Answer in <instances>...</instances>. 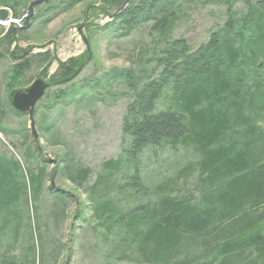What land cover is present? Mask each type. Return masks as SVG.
Masks as SVG:
<instances>
[{
    "label": "trees",
    "instance_id": "1",
    "mask_svg": "<svg viewBox=\"0 0 264 264\" xmlns=\"http://www.w3.org/2000/svg\"><path fill=\"white\" fill-rule=\"evenodd\" d=\"M235 1L239 0H199L201 5L225 7L224 26L210 32L196 50L183 40L166 42L154 58L158 78L140 85L133 71H115L131 91L121 127L129 144L117 159L100 165L87 187L89 218L102 227L100 241L109 243L116 228L121 231L109 246L110 259H133L137 264H264V0H240L246 7L241 19L232 10ZM191 2L131 0L110 24L121 36L150 25L152 33L166 38L184 4ZM4 17L0 11V20ZM3 27L0 24V32L5 31L0 43L6 52L14 46L9 56L18 62L16 75L25 72L30 60L17 52L20 32ZM85 60L86 54L59 63V82H68ZM49 65L47 61L44 74ZM165 90L171 92L174 108L157 110ZM179 149L193 155L178 176L187 181L197 175V201L173 195L168 184L152 188L142 174L140 157L145 150L155 154ZM34 157H39L38 147L26 153L27 160ZM35 171L24 170L12 157H0V264H40L43 258L48 236L39 224L35 233L40 251L35 254L33 245L31 253L22 251L28 246L23 242V227L27 232L29 221L25 209L31 200L37 201L43 184L42 172ZM59 174L79 189L91 171L65 166ZM52 194L54 217L60 222L70 198L58 190ZM126 200L131 210L123 209Z\"/></svg>",
    "mask_w": 264,
    "mask_h": 264
},
{
    "label": "rangeland",
    "instance_id": "2",
    "mask_svg": "<svg viewBox=\"0 0 264 264\" xmlns=\"http://www.w3.org/2000/svg\"><path fill=\"white\" fill-rule=\"evenodd\" d=\"M31 1L0 0V11L5 13L0 23L20 17ZM127 5L112 0H49L34 9L26 28L19 29L18 26L24 27L23 22L8 23L3 27L19 30L17 52L30 62L25 72L16 75L15 63L18 62L9 56L14 46L6 52L4 44L0 43V157H12L24 170L36 172L38 168L42 172L40 195L35 202L27 197L31 206L25 209L28 212L23 211L29 221L27 232L23 227V242L25 247L28 246L22 250L31 253L33 245L35 254L40 251L35 233L39 224L48 236L44 246L42 241L44 254L40 264H137L133 259L126 262L115 257L110 259L109 246L121 231L116 228L114 232H118L114 237L110 236L109 243L103 244L102 236L99 238L102 227L95 226L89 218L92 206L87 200V187L94 181L100 165L117 159L129 144L121 127L126 106L131 101V91L115 71H133L140 85L156 79L160 70L155 71L154 58L166 42L183 40L196 50L207 41L210 32L224 26L227 17L222 5L206 6L199 0H192L182 7L168 37L152 33L150 25L121 36L117 26L110 23L112 17ZM232 10L237 19L246 15V7L240 0L233 3ZM239 27L240 24L236 28ZM85 54L87 60L72 78L68 82H59V76L55 75L58 64ZM38 55H43L46 60L37 59ZM47 61L50 65L44 74ZM110 77L114 79H108ZM36 79H42L50 86L35 106L33 135L27 115L14 111L9 99L15 91L24 92ZM156 108H174L169 90H165ZM34 147H38L39 157L27 160V151ZM192 159L193 155L184 149L155 154L145 150L140 157L142 174L152 188L160 183L168 184L173 195L193 196L197 201V175L187 181L178 176ZM65 166L88 168L91 171L88 182L82 188H74L59 174ZM53 190L70 198L66 217L60 222L54 217ZM126 203H121L123 209L131 210L132 204L129 200Z\"/></svg>",
    "mask_w": 264,
    "mask_h": 264
},
{
    "label": "water",
    "instance_id": "3",
    "mask_svg": "<svg viewBox=\"0 0 264 264\" xmlns=\"http://www.w3.org/2000/svg\"><path fill=\"white\" fill-rule=\"evenodd\" d=\"M49 0H33L29 3L26 10L22 12L20 17L17 19H10L8 22H2L1 25L5 26L10 24H19L23 22L24 27H19V29H24L27 27V23L33 16L34 9L40 5L47 4ZM113 2H119L121 4L127 5L129 0H112ZM49 84L42 79H36L28 89L24 92L15 91L10 96V105L14 111L19 114L27 115L29 120V128L33 134L34 127V111L37 103L42 99L44 93L49 88ZM34 135V134H33Z\"/></svg>",
    "mask_w": 264,
    "mask_h": 264
}]
</instances>
